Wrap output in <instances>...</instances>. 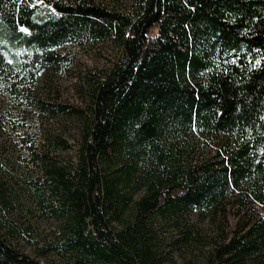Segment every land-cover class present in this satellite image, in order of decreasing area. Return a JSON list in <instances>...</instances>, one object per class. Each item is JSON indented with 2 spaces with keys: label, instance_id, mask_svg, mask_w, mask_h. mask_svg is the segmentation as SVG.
I'll return each instance as SVG.
<instances>
[{
  "label": "trees",
  "instance_id": "1",
  "mask_svg": "<svg viewBox=\"0 0 264 264\" xmlns=\"http://www.w3.org/2000/svg\"><path fill=\"white\" fill-rule=\"evenodd\" d=\"M105 43L83 106L35 94ZM25 213L55 226L36 258ZM192 217L207 264H264V0H0V264H169Z\"/></svg>",
  "mask_w": 264,
  "mask_h": 264
},
{
  "label": "rangeland",
  "instance_id": "2",
  "mask_svg": "<svg viewBox=\"0 0 264 264\" xmlns=\"http://www.w3.org/2000/svg\"><path fill=\"white\" fill-rule=\"evenodd\" d=\"M95 1L108 6H119L124 2V0ZM62 52L68 54L70 61L63 70L49 74L46 80L41 77L35 94L49 98L57 96L63 102L81 107L84 105V76L88 71L100 72L110 68L112 62L118 56V50L111 43H105L68 46L62 49ZM79 126L80 122L77 118L56 120L49 124V128L68 140L74 150ZM22 217V220L29 225V232L31 233H24L22 237H18L15 246L21 252L36 258V251L42 247L43 241L53 238L55 226L51 222L40 219L36 214L30 217L25 213ZM195 220L196 218L192 217V223L195 225V230H198L199 237L184 245L181 249L174 250L172 263L169 264H207L206 256L208 251L211 250L216 228L210 219ZM165 236L170 237V234L165 233ZM37 259L42 264L61 263L52 255H48L46 259Z\"/></svg>",
  "mask_w": 264,
  "mask_h": 264
},
{
  "label": "snow or ice",
  "instance_id": "3",
  "mask_svg": "<svg viewBox=\"0 0 264 264\" xmlns=\"http://www.w3.org/2000/svg\"><path fill=\"white\" fill-rule=\"evenodd\" d=\"M23 31L27 32V29H22Z\"/></svg>",
  "mask_w": 264,
  "mask_h": 264
}]
</instances>
